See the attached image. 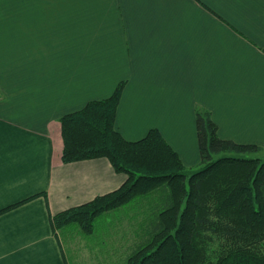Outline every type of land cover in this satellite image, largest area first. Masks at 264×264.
Wrapping results in <instances>:
<instances>
[{
    "label": "crops",
    "instance_id": "obj_1",
    "mask_svg": "<svg viewBox=\"0 0 264 264\" xmlns=\"http://www.w3.org/2000/svg\"><path fill=\"white\" fill-rule=\"evenodd\" d=\"M122 81L117 130L158 129L190 171L198 108L264 150V0H0V264H65L50 217L125 182L63 163L60 124Z\"/></svg>",
    "mask_w": 264,
    "mask_h": 264
},
{
    "label": "trees",
    "instance_id": "obj_2",
    "mask_svg": "<svg viewBox=\"0 0 264 264\" xmlns=\"http://www.w3.org/2000/svg\"><path fill=\"white\" fill-rule=\"evenodd\" d=\"M123 90L124 81L110 97L60 119L63 163L106 158L127 178L51 216L58 243L71 226L89 235L102 215L128 206L144 219L125 264H264L263 148L222 139L211 113L198 108L201 163L190 171L158 129L138 141L117 130Z\"/></svg>",
    "mask_w": 264,
    "mask_h": 264
},
{
    "label": "rangeland",
    "instance_id": "obj_3",
    "mask_svg": "<svg viewBox=\"0 0 264 264\" xmlns=\"http://www.w3.org/2000/svg\"><path fill=\"white\" fill-rule=\"evenodd\" d=\"M143 219V214L127 206L102 215L96 220L95 230L89 235L79 226H71L64 233H60L59 245L64 263L105 264V256L114 253L115 247L118 249L121 245L124 246V252H116L120 257L112 259L110 264H125L138 243L139 221Z\"/></svg>",
    "mask_w": 264,
    "mask_h": 264
}]
</instances>
